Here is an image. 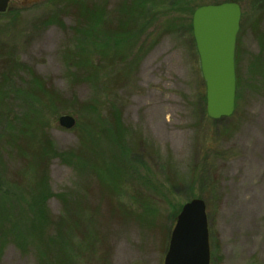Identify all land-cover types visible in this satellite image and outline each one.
<instances>
[{"label": "rangeland", "instance_id": "374dc122", "mask_svg": "<svg viewBox=\"0 0 264 264\" xmlns=\"http://www.w3.org/2000/svg\"><path fill=\"white\" fill-rule=\"evenodd\" d=\"M188 1L192 13L161 15L162 26L143 35L127 57L93 48L91 60L90 45L75 36L79 18L90 12L98 17V7L106 23L115 25L122 4L133 0L12 3L0 16V84L7 63L34 71L45 92L38 91L41 103L34 109L47 120L48 135L63 154L48 164L52 197L43 211L46 232L53 235L55 226L69 223L73 210L87 209L81 227L97 237L90 238V253L75 238L74 264H164L177 217L195 199L206 204L210 264H264V0L237 3L235 108L216 120L207 113L193 15L221 0ZM12 81L16 90L9 91L6 108L10 117H22L33 109L24 101L29 76L17 73ZM115 114L123 145L94 135ZM65 115L75 119L73 128L60 125ZM29 159L0 138V177L26 189L17 198L36 182ZM3 207L0 264H49L28 236L17 241L7 235ZM10 212L20 216L21 210Z\"/></svg>", "mask_w": 264, "mask_h": 264}, {"label": "trees", "instance_id": "16d2710c", "mask_svg": "<svg viewBox=\"0 0 264 264\" xmlns=\"http://www.w3.org/2000/svg\"><path fill=\"white\" fill-rule=\"evenodd\" d=\"M240 1L221 0L212 3H239ZM189 3L190 1L188 0H133L132 5L129 6L130 4L124 2L118 12V19L115 25L107 24L102 17L105 11L103 8L99 9L97 7L98 10L94 12H99L98 17L92 16L90 12V15L79 18L78 25L75 28V36L83 37L84 41L82 42L90 45V53L87 51L88 55H86L90 60L93 56V52H91L93 48L94 50L100 48V52L103 55L115 52H121L122 54L123 51L124 57H127L128 52H132L136 48L137 41L143 35L150 29L162 26L161 15L184 13L189 10L192 13L193 10L191 9L192 7H189ZM9 12L10 10L7 13ZM1 15H6V13H0ZM171 21L169 19L168 23L173 24ZM171 27V25L168 26V28ZM191 31L192 28L190 26ZM6 71L7 73L3 75L4 80L0 84V119L4 120L1 123L0 138H7L8 142L15 146L16 151H19L22 157L27 156L30 158L27 167L32 169L36 180L30 192H27L23 197L17 198L19 191H25L26 189L20 183L0 177V204L4 206L2 216L10 225L7 235L13 236L17 241H21L20 239L25 237V235L28 236L31 239L30 241L36 244V252H39L44 260H48L49 264H74L73 259L78 258V256L75 255L71 258L70 250L75 238L81 237V244H86V247L83 248L84 252L90 253V238L97 240V237H94L96 236L95 234L90 237V233H92V231L90 232V227H81L88 213L87 209H83V212L82 209L73 210L76 213L75 216H73L72 212L69 217L73 218L69 220L67 217L65 221L69 222L68 224L55 226L53 235L46 232L48 228L46 227L47 221L45 216H43V211H45V204L52 197L47 183L48 164L53 158L62 157L63 154L56 150L48 135L47 120L44 123L42 115L33 106L35 102L41 103L38 100L37 93L38 91L44 92V89H42L43 82L33 70L23 65L18 66L11 62L7 63ZM21 72H25L29 76V81L26 82L28 91H26V100L24 99V101L33 109L24 113L22 117H18V115L10 117L11 114L6 108L8 104L7 95L9 91L16 90L12 77ZM44 95L46 96V94ZM48 98L50 104L56 97L50 94ZM47 105L48 103L40 104V106L44 107ZM114 119L113 123L109 122V127L104 126L102 130L101 128H97V131L94 130L95 138L98 139L100 132L102 136H109L110 138L112 136V138L123 145V140L116 135L121 132L119 123H115L120 121V117L115 114ZM16 121L20 125L19 128L12 127L13 124H16ZM10 210H21L20 216H16L17 212L12 213ZM89 220L90 217H87L86 221ZM49 226H51L50 221L48 223ZM72 229L75 230L73 233L71 232ZM48 248H51L53 252L48 253ZM79 249L76 248V250ZM60 254L61 257H59Z\"/></svg>", "mask_w": 264, "mask_h": 264}, {"label": "water", "instance_id": "95a60500", "mask_svg": "<svg viewBox=\"0 0 264 264\" xmlns=\"http://www.w3.org/2000/svg\"><path fill=\"white\" fill-rule=\"evenodd\" d=\"M38 1L41 0H0V13H6L12 3L25 7ZM240 20L241 8L234 2L202 6L193 15L207 113L215 120L230 117L235 108V50ZM75 122L69 115L59 120L66 129L73 128ZM210 254L206 204L195 199L185 204L177 217L164 264H210Z\"/></svg>", "mask_w": 264, "mask_h": 264}]
</instances>
